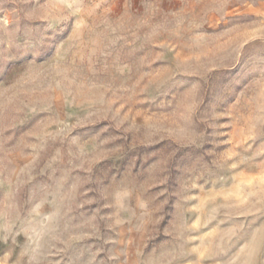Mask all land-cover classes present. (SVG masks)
Listing matches in <instances>:
<instances>
[{"label":"rangeland","instance_id":"374dc122","mask_svg":"<svg viewBox=\"0 0 264 264\" xmlns=\"http://www.w3.org/2000/svg\"><path fill=\"white\" fill-rule=\"evenodd\" d=\"M0 264H264V0H0Z\"/></svg>","mask_w":264,"mask_h":264}]
</instances>
